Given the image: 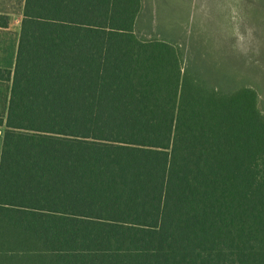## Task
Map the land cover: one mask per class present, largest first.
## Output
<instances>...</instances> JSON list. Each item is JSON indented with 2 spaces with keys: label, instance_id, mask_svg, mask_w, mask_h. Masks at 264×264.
<instances>
[{
  "label": "trees",
  "instance_id": "trees-1",
  "mask_svg": "<svg viewBox=\"0 0 264 264\" xmlns=\"http://www.w3.org/2000/svg\"><path fill=\"white\" fill-rule=\"evenodd\" d=\"M142 7L24 0L0 264H264L261 86L194 31L140 36Z\"/></svg>",
  "mask_w": 264,
  "mask_h": 264
},
{
  "label": "rangeland",
  "instance_id": "rangeland-1",
  "mask_svg": "<svg viewBox=\"0 0 264 264\" xmlns=\"http://www.w3.org/2000/svg\"><path fill=\"white\" fill-rule=\"evenodd\" d=\"M142 10L136 26L140 36L149 38L156 33L158 37L173 38L177 29L180 35L194 31L204 41L212 39L217 48L226 52V58L236 61L233 66L242 69L239 77L245 76L247 85L260 84L259 106L264 113V0H143ZM20 17L13 16L10 25L9 39L14 41ZM0 65L12 68V62ZM7 86L8 83H0V118L6 115L1 95ZM2 132L1 126L0 147Z\"/></svg>",
  "mask_w": 264,
  "mask_h": 264
},
{
  "label": "crops",
  "instance_id": "crops-1",
  "mask_svg": "<svg viewBox=\"0 0 264 264\" xmlns=\"http://www.w3.org/2000/svg\"><path fill=\"white\" fill-rule=\"evenodd\" d=\"M23 3L24 0H0V15L5 16L7 20V26L0 27V63L12 62V68L3 67L2 65H0V69H13L19 32L15 41L9 39V37L11 36L10 25L13 22V16H15L16 14L21 15V21ZM0 83H8L7 90L1 95L4 103V108L5 110H7L11 81H0ZM4 118L2 119L4 120Z\"/></svg>",
  "mask_w": 264,
  "mask_h": 264
}]
</instances>
